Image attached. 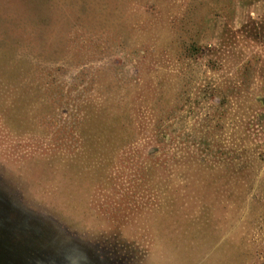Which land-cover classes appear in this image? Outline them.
<instances>
[{
	"label": "rangeland",
	"instance_id": "1",
	"mask_svg": "<svg viewBox=\"0 0 264 264\" xmlns=\"http://www.w3.org/2000/svg\"><path fill=\"white\" fill-rule=\"evenodd\" d=\"M0 264H264V0H0Z\"/></svg>",
	"mask_w": 264,
	"mask_h": 264
}]
</instances>
